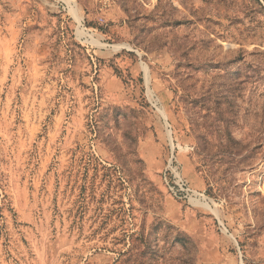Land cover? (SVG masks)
Listing matches in <instances>:
<instances>
[{
	"label": "rangeland",
	"instance_id": "374dc122",
	"mask_svg": "<svg viewBox=\"0 0 264 264\" xmlns=\"http://www.w3.org/2000/svg\"><path fill=\"white\" fill-rule=\"evenodd\" d=\"M0 264H264V0H0Z\"/></svg>",
	"mask_w": 264,
	"mask_h": 264
},
{
	"label": "built area",
	"instance_id": "2783aa9c",
	"mask_svg": "<svg viewBox=\"0 0 264 264\" xmlns=\"http://www.w3.org/2000/svg\"><path fill=\"white\" fill-rule=\"evenodd\" d=\"M164 178L167 180V177H166V174L164 175ZM171 188V190H173V186L172 187H170ZM177 193L174 191V195H176Z\"/></svg>",
	"mask_w": 264,
	"mask_h": 264
}]
</instances>
